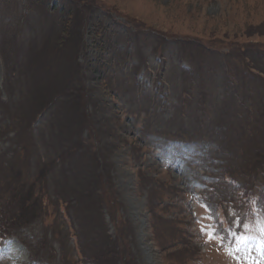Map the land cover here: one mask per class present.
Segmentation results:
<instances>
[{
    "label": "rangeland",
    "instance_id": "rangeland-1",
    "mask_svg": "<svg viewBox=\"0 0 264 264\" xmlns=\"http://www.w3.org/2000/svg\"><path fill=\"white\" fill-rule=\"evenodd\" d=\"M263 81L264 0H0V179L43 208L29 203L0 264H92L53 200L79 185L100 190L86 213L115 251L108 264H251L249 249L264 264L254 227L234 257L201 231L227 246L264 216V169L246 197L239 156L264 142ZM75 144L72 173L43 167ZM68 199L82 225L89 200ZM43 235L37 262L29 245Z\"/></svg>",
    "mask_w": 264,
    "mask_h": 264
},
{
    "label": "trees",
    "instance_id": "trees-1",
    "mask_svg": "<svg viewBox=\"0 0 264 264\" xmlns=\"http://www.w3.org/2000/svg\"><path fill=\"white\" fill-rule=\"evenodd\" d=\"M262 93L264 94V89L262 90ZM40 116L38 119H41L42 116L41 117ZM251 128H253L254 132H255V128L252 126V127H250L249 130H251ZM261 130H262L261 132H264V128ZM252 131L253 130H251V132L249 131V133H252ZM259 136H260L261 141H263L264 140V133H261V135H259ZM250 139L252 142L255 141L253 147L255 145H257V141H259L258 138L254 139V138L250 137ZM258 143H259L258 145H260L261 147L256 146L254 148V150H252V152H253V153H251L252 156L250 153H248L244 149L239 150L240 151V153H239L240 158L241 157L246 158V165H245L246 169H247V167L250 169L249 172H247V170H246V174H248V175L250 174V177L248 178L249 181L246 180L245 183L243 182L245 185L248 186V188L241 186V188L244 189V193H245L246 197L250 195L251 190L253 188L252 186L256 185L257 173L254 174L253 170H256L257 166H260V167L262 166V168L264 169V167H263L264 162L261 160L256 161V159H258L259 157L261 158L262 156H264V142H258ZM75 145H76V147H75ZM75 145H65L63 147H62V145L61 146L57 145L58 148H60V149L57 150L55 158L47 160L45 162V165H43V167L45 169H48L50 167H54L57 165L58 170H61L64 172L67 171V172L72 173V169L76 168V166H74L73 163L70 164L71 162L68 163V161L73 159L74 154L76 155L78 148L81 147L80 144L79 145L75 144ZM234 152H236V151H234ZM68 164H70V165L68 166ZM255 164H256V166H255ZM241 167L242 166H238V165L236 166V169L239 172L238 175H240V176H241V172H240ZM3 169H5V171H8V169H9L6 162L4 163ZM0 170H2V169L0 168ZM0 172L3 173V171H0ZM262 172H263V170L262 171L259 170L258 174L259 173L264 174V172L263 173ZM65 178H66V175H65ZM0 184L6 188H9L8 187L9 184L17 186L16 188L10 187V190H8L9 195H6L0 191V241H3V239L5 237L11 236L14 232L22 229V227H23L22 225H24L23 220L26 218L24 215L25 210H26V207H29V203H31V205H32L29 208H31V209L33 208L32 209L33 212L35 211V208H39L40 212L42 213L43 208L41 207L40 200H38L39 197H36L35 200H32V201L30 200L29 203L26 202L28 197H26L27 190L24 188V187H26L24 184H20V183L13 184V181L10 182V180H8V179H6V181H5V177L0 179ZM262 184L264 185L263 182H262ZM1 185H0V189L2 188ZM70 188H72V190L62 188L60 193H59V198L58 199L54 198L53 200H54V202H57V204L60 203L65 207V213L68 217L70 225L73 226V230L71 231V234H73V237L76 239L77 252L82 256V260L85 261V263L91 262L92 264H102V262H103V264H108V262L110 261V260L107 261V259L109 258V255L110 254H113V256L116 255L115 251L113 249L112 250L108 249L107 252H105L106 249H105L104 243L101 241V238L102 239L104 238L105 232H104V230H102L100 228L101 225L97 219H91V218H95L94 216H92L93 212H91V213L87 212L86 213V211H88V209L92 210V211L94 210L93 199L95 196L93 193L94 192L100 193V192H98L100 190L98 189V187L96 185L93 187L92 193H85V191L83 190L81 185H79L78 187L71 186ZM71 192L75 195H78L80 197L81 202H83V203H86L89 200L86 205L85 204L83 205V207H85L83 209H86V210H85V212H83L82 218H84L85 223L81 221L82 225H80V224L76 225L75 224L74 214L70 211V207L68 204H71V201L68 199V197H69V194H71ZM33 212H32V214H33ZM30 214H31V212H30ZM30 214H29V216H30ZM29 216H28V218H29ZM96 222H98V223H96ZM27 223H28V221H27ZM27 223H26L25 227L28 226ZM95 224H99V225H96L97 226L96 227V234L91 239L88 238L90 240V243H86L85 241H86L87 236H86L85 231L89 232V228H91L93 231V228L91 226H94ZM62 225L65 227V229H67V225H66L65 221L62 223ZM85 226H87L86 229H85ZM83 228L85 229V231L83 230ZM54 230H58V229L54 228ZM67 234H68V232H67ZM70 236H72V235H70ZM51 243L52 242H50L49 239H47V236L43 235L36 242L30 244L29 245V251L31 253V258L37 262H41L40 260H42L39 256H41L42 258L43 257L49 258L47 256V255H49V254H47V248L45 247L46 248L45 249L43 247L46 246L47 244H51ZM96 247H100L98 250V252H100V253L92 254L89 252L90 249L93 251V250H95ZM49 250H51L50 247H49ZM71 264H73V263H71Z\"/></svg>",
    "mask_w": 264,
    "mask_h": 264
},
{
    "label": "snow or ice",
    "instance_id": "snow-or-ice-1",
    "mask_svg": "<svg viewBox=\"0 0 264 264\" xmlns=\"http://www.w3.org/2000/svg\"><path fill=\"white\" fill-rule=\"evenodd\" d=\"M259 213V210H257ZM255 228V231L260 234V246L257 248V251L261 253V258H264V216L257 215L255 225L251 223H244L243 233H229L233 237V243L224 245V236L218 234V229L207 227L201 228V231L207 236L208 242L215 241L224 247L227 255L234 257L236 252L241 250V242L247 241L250 239H256L255 236H251L250 233ZM251 249H249V254L247 259L251 261V264H259L258 261L254 260L250 255Z\"/></svg>",
    "mask_w": 264,
    "mask_h": 264
}]
</instances>
